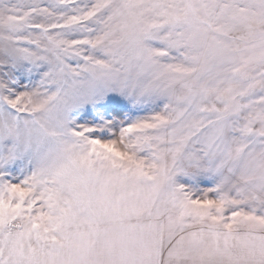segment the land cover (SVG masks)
I'll list each match as a JSON object with an SVG mask.
<instances>
[{
  "label": "snow or ice",
  "instance_id": "obj_1",
  "mask_svg": "<svg viewBox=\"0 0 264 264\" xmlns=\"http://www.w3.org/2000/svg\"><path fill=\"white\" fill-rule=\"evenodd\" d=\"M0 264H264V0H0Z\"/></svg>",
  "mask_w": 264,
  "mask_h": 264
}]
</instances>
